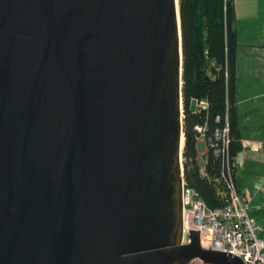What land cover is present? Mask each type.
<instances>
[{"label": "water", "instance_id": "water-1", "mask_svg": "<svg viewBox=\"0 0 264 264\" xmlns=\"http://www.w3.org/2000/svg\"><path fill=\"white\" fill-rule=\"evenodd\" d=\"M182 137L179 0H0V264H243L181 245Z\"/></svg>", "mask_w": 264, "mask_h": 264}, {"label": "trees", "instance_id": "trees-1", "mask_svg": "<svg viewBox=\"0 0 264 264\" xmlns=\"http://www.w3.org/2000/svg\"><path fill=\"white\" fill-rule=\"evenodd\" d=\"M182 47V110H183V178L196 190L208 209L223 205L217 193L221 163L206 153L203 165L197 162V126L205 127V136L216 129L229 127L230 156L235 159L241 150L236 125V52L231 1L179 0ZM205 102L206 107L199 105Z\"/></svg>", "mask_w": 264, "mask_h": 264}, {"label": "built area", "instance_id": "built-area-1", "mask_svg": "<svg viewBox=\"0 0 264 264\" xmlns=\"http://www.w3.org/2000/svg\"><path fill=\"white\" fill-rule=\"evenodd\" d=\"M225 7L231 0H222ZM199 105L206 107L205 102ZM226 123L222 129H216L212 137L205 136V127L197 126L200 136L198 141L205 142L206 153L211 150L215 158L220 159V187L216 188L223 205L208 209L195 189L182 184V239L181 245L190 243L189 233L199 231L200 246L206 250H214L231 254L243 264H264V230L249 214V204L243 192L235 183L237 165L230 156L229 127ZM245 148L253 152L262 150V144L249 141ZM198 156L197 162L206 163L207 156ZM188 264H204L194 259Z\"/></svg>", "mask_w": 264, "mask_h": 264}, {"label": "crops", "instance_id": "crops-1", "mask_svg": "<svg viewBox=\"0 0 264 264\" xmlns=\"http://www.w3.org/2000/svg\"><path fill=\"white\" fill-rule=\"evenodd\" d=\"M231 7L237 40L236 125L241 140L235 158L237 168L239 165L235 183L245 195L250 216L260 224L259 219L264 218V0H231ZM249 141L260 142L262 150L245 148ZM205 147V142L199 140V156L205 155ZM252 183L258 188L248 194L246 190ZM260 226L264 230V225Z\"/></svg>", "mask_w": 264, "mask_h": 264}, {"label": "rangeland", "instance_id": "rangeland-1", "mask_svg": "<svg viewBox=\"0 0 264 264\" xmlns=\"http://www.w3.org/2000/svg\"><path fill=\"white\" fill-rule=\"evenodd\" d=\"M199 142V141H198ZM183 147V146H182ZM203 150V144L202 143H200V151H202ZM238 170H239V165H238V168H237V172H238ZM241 178L243 179V181H245L246 183L248 182V179H246V177L244 176V174H242L241 175ZM256 188H258V187H256L253 183L251 184V186L246 190L247 191V193L249 194V193H251V192H253ZM259 222H260V225H264V218H260L259 219ZM263 228V227H262Z\"/></svg>", "mask_w": 264, "mask_h": 264}, {"label": "bare ground", "instance_id": "bare-ground-1", "mask_svg": "<svg viewBox=\"0 0 264 264\" xmlns=\"http://www.w3.org/2000/svg\"><path fill=\"white\" fill-rule=\"evenodd\" d=\"M183 139H184V138L182 137V146H183V141H184Z\"/></svg>", "mask_w": 264, "mask_h": 264}]
</instances>
